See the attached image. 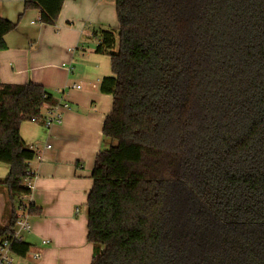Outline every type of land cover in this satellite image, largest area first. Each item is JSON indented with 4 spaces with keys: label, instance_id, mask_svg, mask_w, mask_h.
<instances>
[{
    "label": "trees",
    "instance_id": "obj_1",
    "mask_svg": "<svg viewBox=\"0 0 264 264\" xmlns=\"http://www.w3.org/2000/svg\"><path fill=\"white\" fill-rule=\"evenodd\" d=\"M65 0H24L55 26ZM112 96L87 196L91 264H264V0H115ZM0 16L4 37L18 27ZM43 86L0 84V163L9 207L0 240L29 202L37 153L20 134L57 106ZM32 246L15 242L26 258Z\"/></svg>",
    "mask_w": 264,
    "mask_h": 264
},
{
    "label": "crops",
    "instance_id": "obj_2",
    "mask_svg": "<svg viewBox=\"0 0 264 264\" xmlns=\"http://www.w3.org/2000/svg\"><path fill=\"white\" fill-rule=\"evenodd\" d=\"M95 5L92 8L89 0H65L56 25L49 26L34 23L40 20V11L25 12L24 0H0L1 17L17 22L22 15L16 30L4 37L0 84L41 85L64 107L61 125H45L43 119L49 111L45 106L41 122H24L20 127L26 145L36 148L37 156L30 163L34 188L29 202L41 215L33 217L30 231L22 234V241L32 246L30 254L26 258L14 255L15 264L92 262L86 202L95 159L102 148L104 120L113 101L100 92L103 78L112 76L111 60L96 53L99 36L92 28L118 27L113 18L92 20L91 28L83 24L90 10L95 14ZM108 5L114 12L115 0L113 6L112 0ZM9 173L10 167L0 163V221L5 220L9 207L2 186ZM46 241L49 243L44 244Z\"/></svg>",
    "mask_w": 264,
    "mask_h": 264
},
{
    "label": "built area",
    "instance_id": "obj_3",
    "mask_svg": "<svg viewBox=\"0 0 264 264\" xmlns=\"http://www.w3.org/2000/svg\"><path fill=\"white\" fill-rule=\"evenodd\" d=\"M40 22V20H39ZM80 89L81 87H74ZM64 107L60 104L57 106H49L48 113L45 119H43L46 126L52 125H61L63 123L62 117V109ZM50 148V146H48ZM36 150L35 147L31 148ZM26 186L28 189L33 191V179L31 180L30 177H27L25 180ZM28 204L23 206V212L19 215V221L17 226L14 230L13 236L10 238H5L0 240V264H15L14 255L12 253V246L15 242L22 241V234L24 232L30 231L31 229V218L27 212ZM49 241L44 242V244H48ZM35 259H38L39 256H34Z\"/></svg>",
    "mask_w": 264,
    "mask_h": 264
},
{
    "label": "rangeland",
    "instance_id": "obj_4",
    "mask_svg": "<svg viewBox=\"0 0 264 264\" xmlns=\"http://www.w3.org/2000/svg\"><path fill=\"white\" fill-rule=\"evenodd\" d=\"M21 2H23V0H19V3H21ZM89 2L92 4V8L96 4L94 7L95 14H93L90 10L88 12V15L86 16L85 20L83 21V24H86L88 28H91V26L93 25L92 20H96V22L97 21L108 22L110 20V18H113L114 21L116 22V26H118V21H117L116 15H115V11L112 12V9H110V7L108 5L109 0H89ZM112 6H113V0H112ZM33 21L37 25L42 24L41 22H39V20L37 21V19L33 20ZM107 29H114V28H104V27H97V26L92 28V30H94V32L98 36H99L100 31L107 30ZM91 39H96V37L91 36ZM101 147H102L101 149L105 148V146L103 144ZM79 208H80V206H79ZM7 216L5 217V220L0 221V224H6V222L8 220ZM31 222H32V220H31Z\"/></svg>",
    "mask_w": 264,
    "mask_h": 264
}]
</instances>
